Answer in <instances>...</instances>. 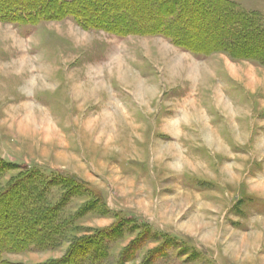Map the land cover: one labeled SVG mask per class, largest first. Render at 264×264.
Masks as SVG:
<instances>
[{
    "label": "rangeland",
    "instance_id": "1",
    "mask_svg": "<svg viewBox=\"0 0 264 264\" xmlns=\"http://www.w3.org/2000/svg\"><path fill=\"white\" fill-rule=\"evenodd\" d=\"M111 2L139 15L162 0ZM234 2L264 13V0ZM188 12L181 28L203 26L180 38L191 47L222 27ZM241 42L242 57L264 51ZM1 161L13 167L0 189L25 171L49 183L40 205L65 230L55 229L54 247L3 253L9 263L91 264L81 251L97 246L94 264H264V65L255 61L70 17L0 21Z\"/></svg>",
    "mask_w": 264,
    "mask_h": 264
},
{
    "label": "trees",
    "instance_id": "2",
    "mask_svg": "<svg viewBox=\"0 0 264 264\" xmlns=\"http://www.w3.org/2000/svg\"><path fill=\"white\" fill-rule=\"evenodd\" d=\"M0 1L2 2L0 4V21L4 22L36 25L42 21H57L70 17L85 29L108 30L124 35H160L191 52L207 54L214 51H223L233 59H247L264 65V51H254L247 54L246 57L236 54L241 50V40H250L260 43V46L262 45L261 43L264 42V16L256 12L242 10L234 0H206L202 2L203 4L200 3V0H191L189 3L186 0H162L161 3H155L154 0H144L148 1V4L149 1L154 2V4L150 7L151 9L145 5L138 7L139 15L135 14L136 10L124 11L123 3H116L113 6L111 0L99 4L88 0ZM198 10H201V19L211 16L222 27L217 29L211 41H202V43L195 45L197 47H191L188 42H183L180 38L184 37L186 39V35L197 33L203 26L199 25L196 27V31H193L181 28L180 24L188 16V11L197 12ZM115 12L118 13L115 14ZM106 13H112L113 16H108ZM131 13L138 18L148 15L150 22L143 21L142 26L133 24L128 19V15ZM204 44L215 45V48L201 47ZM12 167L13 165L1 161L0 176L4 171L6 172V169L9 170ZM48 184L37 173L25 171L17 177L11 178V181H8V184L0 189V210L6 211L8 203L11 204L14 210L8 220V231L3 230L8 225L6 222L7 216L0 217V264H12L2 259L3 253L45 250L57 244L54 240L58 236L54 235L55 229L63 231V227L53 223L50 212L52 211L54 215L55 211L45 209L40 205ZM30 229L33 231L31 232ZM26 232H29V234L22 236ZM91 239L93 242L90 243L89 238L88 243L95 246L94 242L98 243V233L93 235ZM83 243L80 242L77 249L84 245ZM75 248L73 247L67 256H72L76 250ZM93 249L94 251L89 255L90 257H87V252L81 251L83 252L82 255L86 256V262L89 258L91 259V264H94V259L98 255V247L95 246ZM61 261L62 263H60ZM61 261L49 264H72L69 260L63 259Z\"/></svg>",
    "mask_w": 264,
    "mask_h": 264
},
{
    "label": "bare ground",
    "instance_id": "3",
    "mask_svg": "<svg viewBox=\"0 0 264 264\" xmlns=\"http://www.w3.org/2000/svg\"><path fill=\"white\" fill-rule=\"evenodd\" d=\"M212 47V46H211ZM259 191H261V189H259V187H256L255 189H254V192L256 193V192H259Z\"/></svg>",
    "mask_w": 264,
    "mask_h": 264
},
{
    "label": "crops",
    "instance_id": "4",
    "mask_svg": "<svg viewBox=\"0 0 264 264\" xmlns=\"http://www.w3.org/2000/svg\"><path fill=\"white\" fill-rule=\"evenodd\" d=\"M247 11H249V10H247ZM255 11L264 15V13H262V12H259V11H257V10H255Z\"/></svg>",
    "mask_w": 264,
    "mask_h": 264
}]
</instances>
